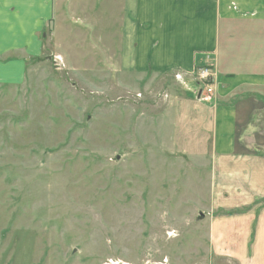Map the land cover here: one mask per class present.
<instances>
[{"label": "rangeland", "instance_id": "obj_1", "mask_svg": "<svg viewBox=\"0 0 264 264\" xmlns=\"http://www.w3.org/2000/svg\"><path fill=\"white\" fill-rule=\"evenodd\" d=\"M82 23L70 26L83 44L68 42L77 70L44 58L0 85V264H209V168L195 151L205 85H137L93 48L97 34L113 42L106 27Z\"/></svg>", "mask_w": 264, "mask_h": 264}, {"label": "crops", "instance_id": "obj_2", "mask_svg": "<svg viewBox=\"0 0 264 264\" xmlns=\"http://www.w3.org/2000/svg\"><path fill=\"white\" fill-rule=\"evenodd\" d=\"M96 2L94 12L90 0H0V85H21L44 58L54 68L58 56L74 70L75 60L83 65L68 44L74 34L75 45L86 39L71 28L74 18L106 27L113 42L97 34L101 46L93 48L108 50L112 70L132 74L137 85H166L182 74L185 92L199 84L187 78L211 67L215 95L200 101L195 125L201 129L195 151L210 177V208L200 221L208 222L209 264H264V0Z\"/></svg>", "mask_w": 264, "mask_h": 264}, {"label": "built area", "instance_id": "obj_3", "mask_svg": "<svg viewBox=\"0 0 264 264\" xmlns=\"http://www.w3.org/2000/svg\"><path fill=\"white\" fill-rule=\"evenodd\" d=\"M57 62V61H56ZM61 62V60H60ZM58 68H60L62 65L61 63L57 62ZM195 77L197 78L198 82L200 84L205 85V89L202 91L201 94V101H209L212 100L215 95V83H216V76L213 72L211 67H203L201 68ZM177 79H180V76H177Z\"/></svg>", "mask_w": 264, "mask_h": 264}, {"label": "water", "instance_id": "obj_4", "mask_svg": "<svg viewBox=\"0 0 264 264\" xmlns=\"http://www.w3.org/2000/svg\"><path fill=\"white\" fill-rule=\"evenodd\" d=\"M200 94H201V93H200ZM199 96H200V95H199ZM117 160H120V157H118ZM199 218H200L199 221L204 220L205 215H203L202 213H200V217H199Z\"/></svg>", "mask_w": 264, "mask_h": 264}]
</instances>
